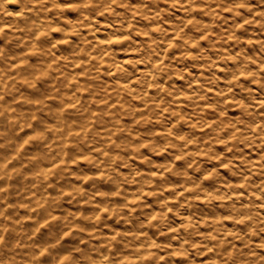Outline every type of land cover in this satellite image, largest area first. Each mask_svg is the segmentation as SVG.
Listing matches in <instances>:
<instances>
[{"label":"clouds","instance_id":"obj_1","mask_svg":"<svg viewBox=\"0 0 264 264\" xmlns=\"http://www.w3.org/2000/svg\"><path fill=\"white\" fill-rule=\"evenodd\" d=\"M0 264H264V0H0Z\"/></svg>","mask_w":264,"mask_h":264}]
</instances>
